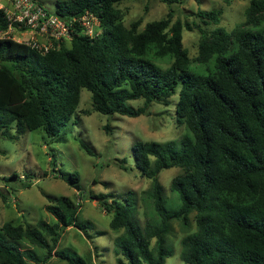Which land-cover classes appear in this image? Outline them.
I'll return each mask as SVG.
<instances>
[{
	"label": "trees",
	"instance_id": "obj_1",
	"mask_svg": "<svg viewBox=\"0 0 264 264\" xmlns=\"http://www.w3.org/2000/svg\"><path fill=\"white\" fill-rule=\"evenodd\" d=\"M121 1H56L54 12L62 18L86 11L97 16L102 32L95 39L75 32L69 46L41 53L0 37V134L41 128L46 137L63 141L61 130L76 111L82 88L91 93L93 111L130 117L150 114L152 103L169 105L177 91L175 115L187 134L178 141L137 140L132 145L135 166L152 182L159 223L143 229L132 202L109 200L107 193L90 196L111 214L110 228L121 231L114 239L116 263L164 264L171 254L165 245L171 221L187 226L194 212L195 230L181 239L183 262L264 264V26L234 33L199 28V59L213 66L198 73L189 69L182 43L184 27L192 29L189 23L172 21L169 11L142 28L140 19L127 26L116 6ZM220 14V9L199 10L197 16L208 24L217 23ZM245 16L254 25L264 21V0H248ZM6 28L0 10V31ZM138 99L142 105L133 107L130 101ZM104 129L109 132L110 126ZM80 146L94 155L84 141ZM121 162L125 169L126 161ZM170 167L182 170L170 185L180 199L174 211L165 207L158 181ZM58 174L79 188L78 173ZM45 208L56 220L53 226L45 221L0 226V264H45L53 255L46 235L55 242L66 227L85 231L88 222L79 221V208L69 196L60 195ZM21 240L46 249L43 258L20 249ZM54 253L70 264H85L70 249Z\"/></svg>",
	"mask_w": 264,
	"mask_h": 264
},
{
	"label": "rangeland",
	"instance_id": "obj_2",
	"mask_svg": "<svg viewBox=\"0 0 264 264\" xmlns=\"http://www.w3.org/2000/svg\"><path fill=\"white\" fill-rule=\"evenodd\" d=\"M37 1L47 12H54L57 0ZM247 5L248 0H171L170 3L162 0H123L116 6L127 26L140 19L139 28H142L149 21L165 17L169 11L173 16L172 21L178 18L189 23L192 29L184 27L182 32V43L190 57L189 69L207 73L213 63L211 60L202 62L199 59V28L207 33L215 28L234 33L240 28L263 27L264 21L254 25L246 19ZM211 9L221 10L219 21L204 23L197 13L199 10ZM64 44L69 46L70 42ZM177 96L176 91L169 98L167 106L152 103L148 115L130 117L93 111L91 93L82 88L78 107L61 130L63 141L46 137L41 128L26 130L20 135L13 128L10 137L0 134V226L5 222L35 226L39 221L53 226L56 220L46 210V205L54 204L60 195L69 196L79 208V221H87V227L85 231L76 226L59 230L55 242L46 235L49 245L53 246V255L45 264H70L54 253L62 249L74 251L84 259L85 264H117L114 239L121 231L110 228L111 214L101 209L98 198L90 196L107 193L109 200L113 197L132 202L134 217L143 229L147 223H159L151 196L152 182L142 177L135 166L132 145L137 140L178 141L187 134L184 123L176 119ZM142 102V99H138L130 101V104L138 107ZM106 124L110 126L109 132L104 129ZM80 140L93 150L94 155H89L80 146ZM122 159L126 161L125 169L120 167ZM59 172L78 173L79 188L70 186L60 178ZM181 172L178 167H170L158 175L164 205L171 211L180 205L177 193L170 188L171 180ZM194 214L190 213L187 226L179 220L171 221L165 243L171 254L164 264H186L180 258L181 239L195 230ZM18 243L22 250H34L38 258H43L46 253V249L32 245L27 240ZM154 245L153 238L151 247Z\"/></svg>",
	"mask_w": 264,
	"mask_h": 264
},
{
	"label": "built area",
	"instance_id": "obj_3",
	"mask_svg": "<svg viewBox=\"0 0 264 264\" xmlns=\"http://www.w3.org/2000/svg\"><path fill=\"white\" fill-rule=\"evenodd\" d=\"M0 10L7 20L0 37L24 43L41 53L61 47L75 32L91 39L102 32L98 17L88 11L66 19L47 12L37 0H0Z\"/></svg>",
	"mask_w": 264,
	"mask_h": 264
}]
</instances>
